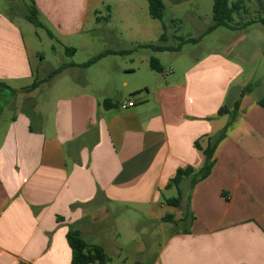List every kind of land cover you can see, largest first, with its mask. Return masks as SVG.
<instances>
[{
	"label": "crops",
	"instance_id": "crops-1",
	"mask_svg": "<svg viewBox=\"0 0 264 264\" xmlns=\"http://www.w3.org/2000/svg\"><path fill=\"white\" fill-rule=\"evenodd\" d=\"M250 1L264 12V0ZM139 2L0 0V264H71L69 230L101 247L104 264H134L130 245L141 264H264V98L236 84L242 68L216 54L161 72L35 66L31 27L55 53L135 51L149 65L212 24V0H162L165 11L190 9L199 27L168 45ZM154 32L179 51L146 47ZM237 101L233 121L219 113ZM214 145L205 179L168 187L178 170H201Z\"/></svg>",
	"mask_w": 264,
	"mask_h": 264
},
{
	"label": "rangeland",
	"instance_id": "rangeland-1",
	"mask_svg": "<svg viewBox=\"0 0 264 264\" xmlns=\"http://www.w3.org/2000/svg\"><path fill=\"white\" fill-rule=\"evenodd\" d=\"M243 1L245 12L234 15V23L240 24L236 30L221 27L207 37H204L198 44H183L180 53H152L151 57L157 59L161 66H163L162 68H184L182 63L184 57L190 62L195 59H203L210 54H216L242 68V78L236 84L246 88L244 93L250 99L261 100L264 98V26L258 20L264 19V12L250 0ZM139 4L144 9L147 8L146 0H140ZM189 10L187 9V11ZM185 11L184 9L175 11L167 9L164 12L163 24L166 26L168 45L179 44V41L177 42L173 38L174 35L188 36L187 33H192V36H189L193 38L198 36V25L192 23L188 18L189 12ZM202 15L201 20L206 21L208 18L204 14ZM206 15L210 17L211 12L208 11ZM138 16H147V14L139 13ZM152 22L153 24H160L156 20ZM31 28L34 30L33 39L35 40V48L40 55L35 60V66L41 69V72L49 71L50 68L63 69V64L70 65L71 63L79 65L76 68H91L94 64L109 68H150L148 63H140L141 54L135 51L123 55L104 56L92 62L91 60L95 56H89V52L82 49H78L75 54H69L62 49L61 53L60 51L59 53H55L50 47L48 37L44 34V37H41V40H39L35 36V32H40L39 29L35 27ZM26 34L28 36V30ZM152 39L154 44L158 43L159 34L154 32ZM55 47L59 49L57 45ZM65 67L68 68V66ZM139 253V250L130 245L126 247L124 256L128 260L133 259L134 264H141L146 258L145 255L140 256ZM113 259L116 260V258Z\"/></svg>",
	"mask_w": 264,
	"mask_h": 264
},
{
	"label": "trees",
	"instance_id": "trees-1",
	"mask_svg": "<svg viewBox=\"0 0 264 264\" xmlns=\"http://www.w3.org/2000/svg\"><path fill=\"white\" fill-rule=\"evenodd\" d=\"M148 4V12L152 19L162 22L163 28V16L165 11V6L162 0H146ZM212 24L207 28L203 36L210 34L212 31L218 28H227V29H237L240 24L234 23V15L245 12L244 1L243 0H212ZM28 20L36 26H39V22L35 16V13L32 12L31 16L28 17ZM258 22L264 26V19H259ZM247 25V24H246ZM203 36L193 40H187V42H198ZM165 41L164 34L160 38V42ZM185 42V43H187ZM146 47L151 48L154 52H167V51H179L180 46L176 48L162 46L157 44H150ZM106 53H102L98 56H95L92 61L104 57ZM150 68L155 71H162V67L155 58H151L149 61ZM37 87V84H33L30 89ZM239 101L234 104V107L231 111L222 107L219 110L220 114L229 113L231 121L234 120L238 110H239ZM259 105L264 106V100L258 102ZM107 102L104 103V106L107 107ZM224 138V133L221 134L219 139ZM198 147V145L196 144ZM215 150V145L210 146L204 151L205 155V164L201 170L194 172L191 168L185 170H178L175 177L170 181L169 186L179 187L180 182L183 178L194 175V183L200 180L205 179L211 172V169L214 164L213 154ZM177 200L173 203H177ZM67 241L72 250V260L71 264H89V263H99L104 264L108 261V257L104 253V250L99 246H90L88 245L80 236V233L76 230H69L67 234Z\"/></svg>",
	"mask_w": 264,
	"mask_h": 264
},
{
	"label": "built area",
	"instance_id": "built-area-1",
	"mask_svg": "<svg viewBox=\"0 0 264 264\" xmlns=\"http://www.w3.org/2000/svg\"><path fill=\"white\" fill-rule=\"evenodd\" d=\"M133 106H134V103L132 101H128V102H122L119 105V108L122 109V110H125V109L133 107Z\"/></svg>",
	"mask_w": 264,
	"mask_h": 264
}]
</instances>
